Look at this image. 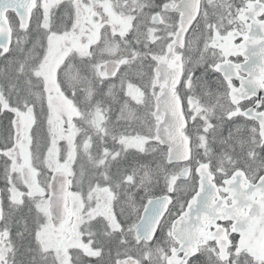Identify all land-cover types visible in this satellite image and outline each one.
<instances>
[{
	"label": "snow or ice",
	"instance_id": "6c2138e0",
	"mask_svg": "<svg viewBox=\"0 0 264 264\" xmlns=\"http://www.w3.org/2000/svg\"><path fill=\"white\" fill-rule=\"evenodd\" d=\"M0 264H264V0H0Z\"/></svg>",
	"mask_w": 264,
	"mask_h": 264
}]
</instances>
